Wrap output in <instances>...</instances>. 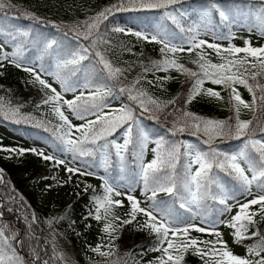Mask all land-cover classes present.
I'll list each match as a JSON object with an SVG mask.
<instances>
[{
  "label": "trees",
  "instance_id": "16d2710c",
  "mask_svg": "<svg viewBox=\"0 0 264 264\" xmlns=\"http://www.w3.org/2000/svg\"><path fill=\"white\" fill-rule=\"evenodd\" d=\"M120 2L121 0H5L9 6L0 10V29L13 34L17 32V29L31 32V37L18 36L17 38V45L25 48L26 61H29L35 53L42 54L45 38L56 39L58 44L54 46V49L43 54V60H40V64L43 63L49 69H51V55L55 54L60 59H67L70 58L73 51L77 50L78 46L89 47V59L82 62L80 72L72 76L70 69L64 70V74L69 76L70 82L76 89L69 97L64 98L73 99L82 93L87 98L95 93L96 87H103L107 84L111 88V94L105 97V106L97 111H103L106 116L112 117L119 115V110L127 106L133 110L136 117L134 125L130 124L119 128L113 135L107 137L109 141H115V137L120 132L125 133V128L132 126L134 140L142 128L149 134L153 142L164 137L166 140L175 141L181 145L190 143L203 151H209V146L204 143L207 137L202 132L193 135L192 130L186 129L183 133L178 132L175 136L171 133L174 128L183 126L182 123H177L181 110L191 112L204 119L225 120L233 123L234 119H230L234 117L232 106L229 103L230 90L225 91L223 85H214L210 81H205L207 88L225 94L226 100L223 108H220L214 98L205 95L197 96L190 104H185L188 91L193 84V78L186 77L171 68L168 71L151 70L154 61L164 59L160 51L162 45L140 41L130 33L113 31L114 26L123 25L136 32H143L147 29L167 31L173 43H180L186 34L180 33L175 25L165 19L164 12L170 11L178 16L181 13H186V15L180 16L185 26H190L189 21L210 24L229 38V33L215 22L216 18H220L219 13L210 9V5L218 4L228 14V20L234 19L238 22L249 23L261 32L257 14L261 8H264V0H180L179 3L168 9L141 8L139 7L140 0H123L124 5L127 6L126 10L110 15L108 20L100 24L98 32L91 39L84 40L82 36L76 35V31H84V21ZM206 10L207 15H205ZM26 13L34 15L38 20L27 19ZM93 41H96L94 46ZM253 47H264V43ZM95 52H100L114 67L124 69L123 75L118 80L107 79L106 73H100L101 65L97 63L99 57L93 54ZM204 53L212 63L221 62L212 49L205 48ZM239 55L243 56L244 54ZM169 57L177 59V62L186 68L199 71L197 65L192 63L197 58L196 52L191 54L177 52L174 57L170 53ZM145 67L150 70L145 71ZM20 69L24 71L22 68ZM168 73L175 74V86L172 89L163 90L156 75ZM137 79H139V83H136ZM257 79L264 83V77H257ZM86 83L89 85L87 88L84 87ZM249 83H253V81L249 80ZM133 86L135 88V91L132 92L133 95L140 91L146 92L149 97L156 99L161 107L157 108L155 105L148 104L149 110L144 111L139 106V101L129 99L128 92L119 91L120 87L132 88ZM78 87L79 89H77ZM235 87L244 91L242 99L250 103L251 93L242 85L237 84ZM46 94H50L49 90L44 89L35 80H24L16 75L6 76L0 73V124L5 125L23 139L40 140L51 149L61 151L58 147L59 141L55 139L54 133L59 134L58 126L62 122L52 111V104L43 103ZM115 99H117V104H113ZM170 100H175V104H168L167 102ZM109 102L111 104H108ZM15 110L18 112L13 115ZM240 119L254 120V124L255 120L264 122V110L253 112L241 106ZM45 127L48 128V131H45ZM95 127L99 129L100 125L97 124ZM80 136L81 133L77 137ZM254 139L264 140V133H260L257 129ZM102 142L105 141L101 139L97 145L85 144V148L96 149L95 154L78 157L74 163H78L80 164L78 167L86 169L101 166L110 183L119 184L128 191L133 189L129 191L130 195L136 198L144 197L147 201L142 191L143 183L138 175L142 159L139 156V145L135 142L129 145L124 154L123 164L115 155V148L109 145L106 151L108 167L105 170V161L101 164L100 159L99 146ZM246 142L247 137L241 139H236L234 136L217 137L212 142V148L221 153L233 154L235 150H241ZM155 148L156 144L154 143L152 148L154 155L151 160L155 158ZM28 149L37 148L30 146L26 150ZM181 151L184 152V149L182 148ZM45 155L50 154L46 153ZM70 158L72 160L71 153ZM180 163H186V157L182 156ZM56 167L57 165L53 161L45 160L32 151H25L22 155L7 157L0 161V169L3 170V178L0 179V227L5 229L8 236L15 234L16 239L13 241V245L18 255L23 257L25 264H44L45 261L47 264H117V262L118 264H131L138 257L144 256L145 253L154 252L152 249L157 244L156 235L150 230L139 228V215L133 223L119 228L112 234L113 237H117L112 241L114 255L103 257L85 246L80 248L79 243L83 240V236L93 230L96 220L94 198L104 196V186H96L84 175L75 173L73 174L77 176L75 181H84L86 185L68 204L55 207L47 212L38 208V199L34 191L30 190L25 194L21 192V188L31 181L48 179ZM177 169L180 170V165L177 166ZM213 172L217 176L218 182L225 187L231 188L237 184L225 172L218 169H213ZM69 183L70 186L75 184L74 182ZM89 185L91 187H88ZM212 190L213 192L220 191L215 185L212 186ZM156 199L176 215L185 217L192 215L186 208H180L178 199L166 193H158ZM247 201L243 200L241 203ZM147 202L151 203V201ZM124 204V207H121L119 211V217L122 219L127 218V213L130 210V203L127 199ZM222 207L209 198L204 200L195 212L198 213L200 220L205 215L209 219L219 220L218 213ZM235 208L238 212V205ZM258 209L259 205H255L250 211ZM48 219L60 226V230L55 231L53 223L50 224ZM256 219L260 221V215H257ZM256 227L259 228L261 235H264V221H260ZM229 229L234 242L232 236L234 230ZM254 230L255 228H250L248 235H251ZM198 239L207 240V236L200 235ZM258 240L259 237L246 239L238 245L247 254L246 246L255 244ZM9 254L11 253L9 252ZM61 256H63V260L60 259ZM250 258L259 259V257ZM182 264H204V260L189 251Z\"/></svg>",
  "mask_w": 264,
  "mask_h": 264
},
{
  "label": "snow or ice",
  "instance_id": "6c2138e0",
  "mask_svg": "<svg viewBox=\"0 0 264 264\" xmlns=\"http://www.w3.org/2000/svg\"><path fill=\"white\" fill-rule=\"evenodd\" d=\"M180 0H140L139 7L149 9H168L179 3ZM5 0H0V10L8 7ZM123 0L111 8L90 17L84 21V31H76L78 37L82 36L84 40H89L98 32L100 24L108 20L109 16L117 11L126 10ZM210 9L219 13V17L223 21L229 19L225 10L221 9L218 4L212 3ZM207 10L205 15H207ZM27 19L38 20L31 14H25ZM186 15L181 13L180 16ZM180 16L173 12L165 11L164 17L170 21L180 33L186 34L180 43H173L170 34L167 31H157L155 34L135 32L132 35L138 39L147 42L161 44L160 49L163 60L154 61V71H168L170 68L175 69L186 77L193 78L192 87L189 89L185 104H190L197 96L205 95L223 100L219 91L212 88H204L205 81H210L214 85H223L225 91L230 90L229 103L232 106L234 117L233 123L225 120H211L196 116L191 112L181 110V114L177 123L183 126L174 128L172 135L178 132L183 133L186 129L192 130V134L203 133L207 139L204 141L209 146V151H203L193 144L181 145L175 141L166 140L160 137L154 141L156 148L154 149L155 158L148 163H144L141 159L140 171L138 173L143 183V195L147 201H151L146 207H141V201L135 196L122 193L119 188L121 185L110 183L106 177H99L104 183V196L95 197L97 221L103 220V231L109 234L110 242L107 245H97L91 250L103 257L114 255L113 243L115 238L112 232L117 231L123 226L133 223L138 215H143L145 220L139 225L140 229H148L156 235L157 244L152 249L161 253L159 257L151 264H182L185 255L191 251L192 254L199 256L204 260V264H264V235H261L259 228L256 227L260 221H264V140H257V129L260 133H264V122L255 120H241V106L253 112L264 110V83H261L257 77H264V47H253L250 40H245L243 47L230 44L228 47H222L218 43H209L206 40L198 39L201 34L202 24L194 23L191 26H185ZM260 21L261 35H264V8H261L257 14ZM203 27L206 28V25ZM113 31L125 32L124 28H114ZM3 29H0V33ZM191 34V35H187ZM7 35L16 40L18 36L31 37L30 31L17 29L15 34L9 32ZM231 35V34H230ZM227 39L228 37H223ZM4 43H0V68L5 67V61L11 65L22 68L25 72L30 73L35 81H37L44 89H48L50 94H46L44 104H52V111L62 122L58 128L59 134L54 133L55 139L59 141L58 147L61 151L72 154V162L74 163L78 157L93 156L96 149L85 148V144L97 145L101 139L105 141L99 146L100 150L107 149L109 145L115 148V155L121 161H125L124 153L127 152L130 144L134 142L139 145V156L142 158L144 148L150 142L149 134L140 129L138 135L133 138V127L125 128V139L123 144L116 143L114 140L109 141L107 137L113 135L119 128L125 125H134L136 117L131 108L125 106L119 110V115L112 117L106 116L102 109L104 99L111 94V88L105 84L103 87H96L95 93L87 98L83 93L73 99H65L60 91L47 82L42 76H52L59 83L63 92H73L75 88L70 82L69 76L64 74V70L70 69V75L74 76L81 71L83 61L89 59V47L78 46L73 51L70 58L57 59L54 70H49L43 63L39 69L35 66H26L27 63L34 65V61H26L25 48L17 45L15 50L9 53L4 49ZM93 46L96 41H93ZM58 44L56 39L44 40L42 54L37 57L43 60V54L54 49ZM212 49L220 58V63H212L204 53V49ZM200 50V51H197ZM188 52L189 54L196 52L197 58L192 63L197 65L199 71L186 68L183 64L177 62V59L170 58L169 54ZM223 53V54H222ZM243 53V56L239 54ZM99 57L98 64L101 65L100 73H106L107 79L118 80L124 73V69L114 67L100 52L93 53ZM251 58V59H249ZM145 67V71H149ZM172 79V77H165ZM249 80L253 83H249ZM139 83V79L136 80ZM151 83V82H149ZM242 85L251 93V102L242 99L235 85ZM89 85H84L87 88ZM120 92H128L129 99L139 101V106L148 111V104L155 105L160 108V103L149 97L146 92L140 91L135 95L134 86L132 88L120 87ZM168 104H175V100H170ZM69 114L74 115L77 119L84 120L88 114L96 116L95 120H87L83 125H74L69 119V115L65 114L64 106ZM18 110L13 111V115ZM19 122V121H17ZM99 124V129L96 125ZM73 129L80 132L81 136L73 138ZM45 131L48 128L45 127ZM234 136L236 139L247 137V142L243 148L235 154H227L218 152L212 148V142L217 137ZM184 149V152L181 149ZM4 151L15 152L22 155L25 151H32L43 157L45 160L54 161L56 165H64L68 173H79L80 175H96L94 172L83 171L77 167H70L69 162L64 159H57L54 155H45L37 149H4ZM186 157V163L181 164V157ZM180 165L178 171L177 166ZM107 159H105V170H107ZM213 169L225 172L237 184L231 188L218 182L217 176ZM123 170V169H121ZM3 170L0 169V179ZM250 173V175H249ZM71 179V176L69 177ZM256 184L257 192L254 194L252 185ZM215 185L220 191L213 192L212 186ZM88 187H91L90 185ZM133 189H129L132 191ZM166 193L180 201V208H186L191 216H180L174 214L167 206H162L161 202L156 199L158 193ZM125 196L130 203V210L127 218L122 219L115 214V208L123 207L124 201L114 199V197ZM238 196L253 198L246 203H241ZM211 199L223 207L219 209V216H224L232 211V207L238 205V212L227 220L209 219L208 216L201 217V225L198 226L193 222L194 217L198 214L193 211V206L200 208L202 202ZM229 199L236 201L235 205L228 203ZM259 205L256 211H250L252 206ZM260 215V221L256 216ZM118 222V223H117ZM53 223L52 221L49 222ZM217 223L233 229L232 236L234 243H241L246 239L259 237V240L247 247V255L244 257L235 255L228 247L223 239V234L217 230ZM255 228L248 235L249 229ZM191 231L198 233H206L215 236V240H199L190 235ZM15 234L6 235L5 229L0 227V264H25L23 257H20L13 245ZM102 247H106L108 251H102ZM9 252L11 254H9ZM250 257H259V259H251ZM38 259V257H37ZM63 260V256L60 257ZM47 264V261L44 262ZM118 264V262H117Z\"/></svg>",
  "mask_w": 264,
  "mask_h": 264
},
{
  "label": "rangeland",
  "instance_id": "374dc122",
  "mask_svg": "<svg viewBox=\"0 0 264 264\" xmlns=\"http://www.w3.org/2000/svg\"><path fill=\"white\" fill-rule=\"evenodd\" d=\"M215 22L217 24H220L222 27H224L226 31L229 33V35L231 34L230 35L231 37L225 39L223 38L225 36L222 35L220 31L217 30L216 27H214L213 25H207L208 27L206 26L205 28L203 27L204 25L202 24L201 34L199 35L198 39L206 40L209 43H218L222 45V47H225V48L228 47L230 44L236 45L238 47H243L245 46L244 45L245 40H250L252 46L260 45V43L262 42L264 43V35H261L260 32L256 29V27L249 23L238 22L234 19L223 21L221 19L217 20V18ZM194 23H199V22H196V21L188 22L190 26ZM117 27L125 29V32H120V33L132 34L136 32L133 29L126 28L123 25L114 26V28H117ZM157 31H160V30H157ZM157 31L147 29L143 32L155 34V32ZM138 40L144 41L143 39H138ZM5 41L6 43H4V49L8 51L9 53L14 51L15 47L17 46L18 39L13 40L11 36L7 35V32L3 31L2 33H0V43H3ZM144 42H147V41H144ZM38 56L40 55L35 53L34 56L29 60V62L34 61L35 62L34 65L31 63H27L26 66H35L37 69H39L40 60L37 59ZM57 59H60V58L56 56L55 54L51 55V60H50L51 70H54V66H55ZM4 63L6 66L3 68H0V73L5 74L6 76L16 75L24 80H27V79L35 80L30 73L21 71L20 68H17L11 65L7 61H5ZM46 63L49 64L48 61H46ZM156 76L158 77L159 85L161 86L163 90L172 89L175 86V78H176L175 74L168 73L165 75H156ZM165 77H172V79H165ZM42 78L46 79L47 82L51 84L53 87H55L57 90H60V92L62 93L64 97H69L74 92V91L73 92H63L61 85L57 83L54 77L52 76L45 75V76H42ZM203 87L207 88V84L204 83ZM77 89H79V87ZM237 90L239 94L241 95V97L243 98L244 91L241 88H237ZM220 94L223 97V100H218L215 97H211V98H214L215 101L218 102L220 108H223V106L225 105L226 96L222 92H220ZM113 102H114L113 104H117V99H115ZM118 104H121V103L118 102ZM62 110H65V114L69 115V119L74 125H83L84 123H86L87 120L96 119V116L93 114L86 116L84 120L77 119L76 117H74V115H71L68 113V111H66V105L64 106V109ZM72 131L74 133L73 138L77 137L80 134V132L75 131V129H73ZM124 139H125V133H123L122 131L115 137V142L119 144H123ZM104 143L105 142H102L100 145H103ZM30 146H34L37 149L42 150L50 155H54L57 159H64L65 161L69 162L68 166L70 167H77V168L82 169L83 171L94 172L96 175L94 176L84 175L85 178L88 181H93L96 186H104L103 180L99 178V177H106L105 174L103 173L102 167L90 168V169L78 167L80 164L72 162L70 158V153H67L64 151H58L57 149H55L56 150L55 151L51 149L45 142L40 141V140L29 141L28 139H23L22 137L15 134L10 129H8L5 125L0 124V161L4 158L15 157L17 155L15 152L4 151V149H27V147H30ZM106 151L107 149L100 150L101 163H103L106 159ZM239 151L240 149H237L234 151L233 154ZM152 157H153L152 141L150 140V142L144 148L142 160L144 163H148L151 161ZM70 176H71V179H69ZM76 177H77L76 175H73L72 173H68L65 170L64 165H57V167L55 168V170L53 171V173L50 175L48 179L42 180V181H31L29 184L21 188V192L22 194H25L26 192L30 190L34 191L38 199V206H39L38 208L47 212L48 210H52L55 207L68 204V202L80 191V189L86 185L84 181L76 182L75 181ZM69 182H74L75 184L73 186H70ZM119 190L122 193L131 194V192H129L122 186L119 188ZM252 191L254 194L257 192L255 183L252 185ZM114 199L123 200L125 203L126 197L122 195L120 197H114ZM137 199L141 201V207H146L149 204L144 199V197L138 196ZM238 199L241 202L243 200L252 199V196H248L247 198L243 196H238ZM228 203L230 205H235L236 201L229 199ZM120 209L121 207L115 208V214L117 216H119ZM193 210H195V206H193ZM236 212H237V209L234 206L232 207V211L230 213H227L224 216H219L220 217L219 220L230 219V217L235 215ZM144 220H145V217L143 215H139V224H141ZM49 221L50 219H48V222ZM193 222L198 226L201 225V220L198 218V215L194 217ZM104 223L105 222L103 220L101 221L95 220L93 230L83 236V240L79 243L80 244L79 247L82 248L83 246H85L91 250L97 245H107L110 242V240H109V234L103 231ZM53 228L55 229V231L60 230V226H58L56 223H53ZM216 228L218 231H220L223 234L224 241L227 242L229 249L235 255H238L241 257H244L247 255L245 250L242 249L241 246L233 242L229 227H226L225 225L218 223L216 225ZM145 230H148V229H145ZM113 233L114 232H112V234ZM190 235L196 238H199L200 235L207 236V240L216 239L215 236H210V235H207L206 233H198L195 231H191ZM102 251H108V249L106 247H102ZM160 255L161 253L158 251L147 252L145 253L144 256L138 257L131 264H151V262H154L157 259V257H159Z\"/></svg>",
  "mask_w": 264,
  "mask_h": 264
}]
</instances>
